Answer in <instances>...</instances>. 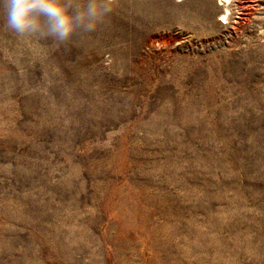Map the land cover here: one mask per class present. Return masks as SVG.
I'll use <instances>...</instances> for the list:
<instances>
[{"label": "rangeland", "instance_id": "obj_1", "mask_svg": "<svg viewBox=\"0 0 264 264\" xmlns=\"http://www.w3.org/2000/svg\"><path fill=\"white\" fill-rule=\"evenodd\" d=\"M111 8L56 45L0 5V264H264V0Z\"/></svg>", "mask_w": 264, "mask_h": 264}, {"label": "clouds", "instance_id": "obj_2", "mask_svg": "<svg viewBox=\"0 0 264 264\" xmlns=\"http://www.w3.org/2000/svg\"><path fill=\"white\" fill-rule=\"evenodd\" d=\"M5 28L21 38L68 43L80 31L90 33L112 11L111 0H0Z\"/></svg>", "mask_w": 264, "mask_h": 264}]
</instances>
